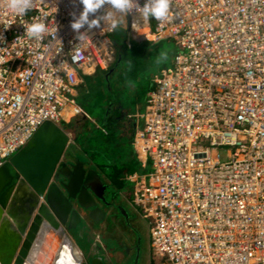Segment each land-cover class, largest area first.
Segmentation results:
<instances>
[{"label":"built area","instance_id":"2783aa9c","mask_svg":"<svg viewBox=\"0 0 264 264\" xmlns=\"http://www.w3.org/2000/svg\"><path fill=\"white\" fill-rule=\"evenodd\" d=\"M0 0V167L37 128L81 116L71 98L84 70L113 64L114 32L71 28L80 0H32L15 15ZM146 0H136L140 7ZM171 17L128 35L169 41L170 68L153 79L134 150L132 200L156 264H264V0H170ZM106 4L89 19L102 16ZM43 22L42 40L25 27ZM136 23L139 27L132 28ZM102 29H104L102 31ZM72 55L78 60L73 61Z\"/></svg>","mask_w":264,"mask_h":264},{"label":"water","instance_id":"95a60500","mask_svg":"<svg viewBox=\"0 0 264 264\" xmlns=\"http://www.w3.org/2000/svg\"><path fill=\"white\" fill-rule=\"evenodd\" d=\"M75 139L66 128L46 121L0 167V264H108L77 240L84 238L87 222L91 229L106 223L103 206L115 198L108 202L105 194L118 188L95 157L90 163L80 160ZM116 209L130 223L126 207L118 203ZM139 245L138 238L134 264Z\"/></svg>","mask_w":264,"mask_h":264},{"label":"rangeland","instance_id":"374dc122","mask_svg":"<svg viewBox=\"0 0 264 264\" xmlns=\"http://www.w3.org/2000/svg\"><path fill=\"white\" fill-rule=\"evenodd\" d=\"M117 18L121 19L122 23L114 32L112 42L109 45L113 63H118L114 68V72L109 78H107L108 74H99L97 77H94L92 81L89 80L86 84L88 87V94L86 96L85 94H81L80 90L78 92L80 97L79 103L83 111L81 117L84 118V121L78 126L81 133L76 131V133H79L77 135V144L81 148V153H79L81 158L86 156L89 161L92 158L90 153L94 152L91 150V147L95 148L96 146L92 140L90 141L91 143L87 144L86 141L88 138L94 132L98 137L105 136L107 130L110 129L109 127L114 124L115 127L116 125L122 127L125 135H127V141L123 149L126 151V156L130 157L132 155L135 132L134 125L136 120L135 118L132 119V117H136L137 114L141 117L144 114L147 95L150 88L153 87L154 77L159 75L161 70L172 66L176 51L173 43L166 40L161 43H155L151 40L139 41L138 38L134 39L131 35H128L127 17L125 16L124 20L122 16L117 14ZM165 55L167 58L163 59ZM111 104H113L114 107H111ZM115 105L120 107L119 110L115 108ZM129 115L132 116L131 119H129ZM138 120L143 126L144 120ZM70 124L73 126V122ZM95 152L94 154L97 161V157H100L101 153L99 154L98 150ZM109 158L110 160L103 158L105 164L114 167L113 164L115 163L112 157L109 156ZM127 160V169L124 170L123 166L114 167L115 170L110 171V175L113 177L115 173H118V178L128 182L127 178L140 171V168L135 159H131L130 157V159L128 158ZM97 162L100 166L103 165L101 160ZM144 172L148 174L150 172V167H147ZM128 185L124 184L122 189L116 190L114 187L108 188L105 197L108 202H111L113 196L115 202H112L109 207L103 206V210L106 214V224L110 226V228L113 227V225H120L125 235L137 239V244L138 238H141L138 264H156L151 258L146 220H144L142 216L136 217L131 214L129 218L130 223H127L124 216L116 209L118 203L122 200V193L127 194L129 191ZM131 186L133 187L132 184ZM95 228L97 230L92 229L90 232L92 236L94 235V241L91 242V244L100 246L102 242L98 239L96 234H102L104 228L99 226ZM98 240L99 242H97ZM77 243L81 246L79 240H77ZM103 250L106 252L105 247H103ZM114 251V254L111 256L112 262H110V264H121L120 262L118 263V261L120 257L123 256V251L121 249H115ZM106 261L108 262V260ZM134 261L135 259L132 260L130 264H134Z\"/></svg>","mask_w":264,"mask_h":264},{"label":"crops","instance_id":"0c3cea01","mask_svg":"<svg viewBox=\"0 0 264 264\" xmlns=\"http://www.w3.org/2000/svg\"><path fill=\"white\" fill-rule=\"evenodd\" d=\"M99 72L102 73V72H105V71L97 70L94 73H91L90 71L84 70V72L80 74L81 83L76 88H74V90L72 92V96H71V98L75 101L76 105L80 109H81V105L79 103V98H80L79 97V93H78L79 90H80L81 94H85V96H86L88 94V87H87L86 84L88 83L89 80L92 81L94 79V77H97L100 74ZM152 89H153V87L150 88V91ZM110 106L112 107L113 104H111ZM115 107H118V105H115ZM131 117L132 116L129 115V119H131ZM133 118L136 119L135 120V125H134L135 126V128H134V131H135L134 132V139H135L136 130H142L144 125L142 126L141 123L138 120V119H142L139 116V114H137L136 117H132V119ZM83 121H84V118H82L81 116H69V117H66L64 122H63V126H65L66 129L68 128L67 130H69L70 133H72V136L74 137V142H76L75 138L78 135V133H76V131L79 132V133L81 132V130H79L80 128L78 126L81 125ZM71 122H73V126H71V124H70ZM106 126H108V125H106ZM91 136H90L91 138L89 137L88 140L86 141V143L89 144V143H91L90 141L92 140L93 143L95 144L96 147L95 148L91 147V150L94 151V152L98 150L99 154L101 153L100 156L101 157L103 156L106 159L110 160L109 156L112 157V159H113V161L115 163L113 165L123 166V168L125 170V169H127L126 161H128L127 159L128 158L130 159V157H131V159H135L136 160V162L138 163L139 168H140V171H138L137 173H134V174L144 173L145 169L147 167H150L148 164L144 165L143 164L144 161L139 160V158L137 157L136 152L134 150V144H133L132 155L130 157L126 156V153H125L126 151H124L123 147H124V145H125V143L127 141V135H125L122 127L116 125L115 130L113 131V135L110 138H107L109 141L105 140L106 138H103L102 136L98 137L95 134V132L92 133ZM105 136H107V135H105ZM91 145H89V146H91ZM92 146H94V145H92ZM100 149H102V150H100ZM79 151H81L80 147H79ZM94 152L90 153L91 156H92V154ZM79 153H81V152H79ZM95 153L98 154L97 152H95ZM78 156H79L80 160H83L84 162H87L88 158L86 156H84L83 158H81L80 154ZM94 157H95V154H94ZM88 162L90 163L89 160H88ZM100 175H101L102 179H104L103 175L102 174H100ZM114 182H115V186L117 188H119V189H122L124 184H127V185L129 184L128 185L129 191L127 192V194L122 193V195H121L122 196V200H121L120 204L122 206L126 207L129 215L132 214V215H134L136 217H141V215L138 212L136 206L131 203V200H132L131 183L130 182L128 183L126 180L120 179L118 177L115 178ZM125 182H127V183H125ZM86 226H87L89 231L92 230L91 229V224L89 222L86 223ZM100 227L104 228V231L100 235H99V233H97L96 236L102 242L101 243L102 245L99 243L100 246H101V254H103V256L105 257V260H108L109 263L112 262L111 256L115 252L114 251L115 247H118L117 249H121L122 250L123 248H125V246L130 245L129 242H137L136 238H132V237H130L128 235H125L123 233L120 225H113V227L110 228V226H107V224L105 222H102V224H100ZM93 237H94V235H93ZM99 240L97 242H99ZM140 242H141V238H140ZM109 243L113 244L112 249H110V251L107 248V244H109ZM103 247L106 248V252L103 250Z\"/></svg>","mask_w":264,"mask_h":264},{"label":"clouds","instance_id":"9594fccd","mask_svg":"<svg viewBox=\"0 0 264 264\" xmlns=\"http://www.w3.org/2000/svg\"><path fill=\"white\" fill-rule=\"evenodd\" d=\"M80 2L83 5V10L71 23V28L79 34L77 38L80 41L88 38L85 33L80 32L82 28L86 27L87 30L99 28L101 21L106 24L108 31L115 32L122 23L121 19L117 18V14L125 20V16L133 9L139 13L143 22L154 19L163 23L171 17L170 0H146L142 7L136 3V0H80ZM106 4L109 8L102 16L89 19L90 15H94ZM5 6L12 14L27 15L32 9V0H7ZM136 27H139V25L133 23L132 28ZM47 32L48 27L43 22H34L25 27V35L30 39L42 40ZM166 58L165 55L163 59ZM72 59L76 62L78 57L72 55Z\"/></svg>","mask_w":264,"mask_h":264},{"label":"trees","instance_id":"16d2710c","mask_svg":"<svg viewBox=\"0 0 264 264\" xmlns=\"http://www.w3.org/2000/svg\"><path fill=\"white\" fill-rule=\"evenodd\" d=\"M112 38H113V36H112ZM112 38H111V41H112ZM137 41V40H136ZM140 41V40H139ZM138 41V42H139ZM142 41V40H141ZM161 42H163V41H160V42H155V43H161ZM169 42V41H168ZM176 52V51H175ZM117 61V60H116ZM118 63L117 62H114L111 66H110V68H108V70H106L105 72H99L100 74H102V75H107L109 72H110V70H112L113 68H115V66L117 65ZM112 107H114V105L112 106ZM111 108V107H110ZM116 109H118L119 110V108L118 107H115ZM108 126H110V125H108ZM62 127L63 128H65V126H63L62 125ZM110 128V129H109ZM108 129L109 130H107V132H106V135L107 136H102L103 138H106L105 140H108L107 138H110L112 135H113V131L115 130V124L114 125H111L110 127H109ZM68 129V128H67ZM81 133V132H80ZM79 134V133H78ZM93 136V135H92ZM94 137V136H93ZM109 141V140H108ZM109 143V142H108ZM78 155H79V153H78ZM94 157V153L92 154V158ZM102 158H104L103 156L101 157H98V161H102L103 162V165L102 166H99L101 169H106V170H109V172H108V174H106V178L108 179V181H112L113 182V184H114V186H115V178L117 177V174L118 173H115L114 174V176L112 177L111 175H110V171H112V170H115V168L117 167L116 165H114V167L112 166H108V165H106L105 164V160H103ZM119 167V166H118ZM111 168V169H110ZM104 171V170H103ZM119 189V188H118ZM82 226H83V223H82ZM87 235H91V239H90V242H86V236ZM93 236H92V234H90V231L89 230H86V232H85V234H84V238L81 240V241H79L80 243H81V246H82V244H83V246H85V245H87L88 247H90V245H91V242H93ZM112 246H113V244H111V243H109V244H107V248L109 249V251H110V249H112ZM100 247L97 245L92 251L93 252H95L96 253V255H100L101 257H103L104 258V260H105V257L103 256V254H101V249H99ZM90 249V248H89Z\"/></svg>","mask_w":264,"mask_h":264},{"label":"flooded vegetation","instance_id":"af4514ba","mask_svg":"<svg viewBox=\"0 0 264 264\" xmlns=\"http://www.w3.org/2000/svg\"><path fill=\"white\" fill-rule=\"evenodd\" d=\"M79 230V229H78ZM76 235H77V232H76ZM88 237H90V239H91V235H87ZM93 240V239H92ZM129 244L130 245H128V246H125V248H123L122 249V251H123V256L122 257H120V259H119V261L118 260H116V261H118V263L120 262L121 264H130L131 263V261L132 260H134V256H136V252H137V248H138V246H137V243L136 242H129ZM97 245H94V244H91L90 245V250L92 251L95 247H96ZM100 248L99 249H101V246H99ZM116 250H119V249H117V248H115ZM93 252V251H92ZM117 252V251H116ZM93 253H95V252H93ZM96 254V253H95ZM96 256V255H95ZM100 256V255H99ZM101 257V256H100ZM107 262V261H106ZM108 264H110L109 262H108Z\"/></svg>","mask_w":264,"mask_h":264},{"label":"bare ground","instance_id":"6f19581e","mask_svg":"<svg viewBox=\"0 0 264 264\" xmlns=\"http://www.w3.org/2000/svg\"><path fill=\"white\" fill-rule=\"evenodd\" d=\"M75 254H77V251H74Z\"/></svg>","mask_w":264,"mask_h":264}]
</instances>
